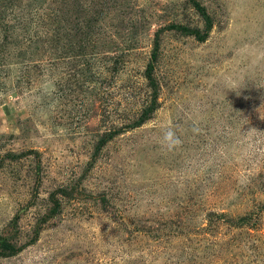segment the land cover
Returning <instances> with one entry per match:
<instances>
[{"label": "rangeland", "instance_id": "1", "mask_svg": "<svg viewBox=\"0 0 264 264\" xmlns=\"http://www.w3.org/2000/svg\"><path fill=\"white\" fill-rule=\"evenodd\" d=\"M0 264H264V0H0Z\"/></svg>", "mask_w": 264, "mask_h": 264}, {"label": "trees", "instance_id": "2", "mask_svg": "<svg viewBox=\"0 0 264 264\" xmlns=\"http://www.w3.org/2000/svg\"><path fill=\"white\" fill-rule=\"evenodd\" d=\"M94 20L92 21V22H89V26H87V24H88V22H87V20L84 22V24H83V27H90V28H88V29H91V28H93V27H98L99 25H100V27H101V25L103 24L102 22H101V20H100V17L99 16H96V18H93ZM154 51V50H153ZM153 56H154V54H153ZM152 70H153V66H151V64L149 63L148 64V66L146 67V69H145V78L148 80V82H149V84L151 85V86H154V79H153V77H152ZM155 101V100H154ZM149 109H151V106H147L146 108H144L143 110H142V112H145V111H147V110H149Z\"/></svg>", "mask_w": 264, "mask_h": 264}, {"label": "clouds", "instance_id": "3", "mask_svg": "<svg viewBox=\"0 0 264 264\" xmlns=\"http://www.w3.org/2000/svg\"><path fill=\"white\" fill-rule=\"evenodd\" d=\"M195 131V129H194ZM165 141L167 143V147L169 149H171L173 147V145L179 144V139L175 137V132L171 129H169L166 133H165Z\"/></svg>", "mask_w": 264, "mask_h": 264}]
</instances>
